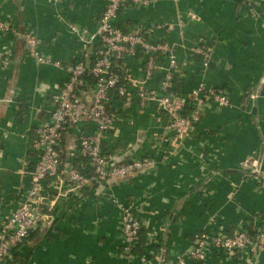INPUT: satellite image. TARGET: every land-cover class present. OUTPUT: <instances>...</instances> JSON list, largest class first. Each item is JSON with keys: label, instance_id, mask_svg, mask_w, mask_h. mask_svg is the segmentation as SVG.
I'll return each instance as SVG.
<instances>
[{"label": "crops", "instance_id": "obj_1", "mask_svg": "<svg viewBox=\"0 0 264 264\" xmlns=\"http://www.w3.org/2000/svg\"><path fill=\"white\" fill-rule=\"evenodd\" d=\"M104 4L0 0V20L28 26L39 51L66 63L81 58L79 37L96 28ZM114 23L124 31L149 27L150 41L172 46L175 74L183 79L186 95L191 97L202 82L224 88L229 103L205 102L189 136L165 157L166 117L156 103L135 101L121 111L114 101L116 117L102 150L126 158L152 156L155 167L58 197L48 211L49 222L0 264H171L199 233L232 234L264 225V184L257 177H264V0H253L252 6L235 0H148L120 11ZM200 37L213 44L208 67L195 53ZM13 39L11 32L0 35V223L29 188L37 159L30 135L49 120L51 96L67 77L52 64H37ZM4 44L14 46L6 67L1 64ZM123 61L132 77L143 75L139 51ZM156 64L151 88L157 87L168 59L158 53ZM88 87L91 94L93 83ZM12 92L14 101L4 102ZM254 160H260L259 170L253 169ZM118 204L131 207L145 233L141 250L130 257L122 249ZM249 258L246 262L241 252L206 246L205 264H264V251ZM186 264L200 263L187 259Z\"/></svg>", "mask_w": 264, "mask_h": 264}, {"label": "built area", "instance_id": "obj_2", "mask_svg": "<svg viewBox=\"0 0 264 264\" xmlns=\"http://www.w3.org/2000/svg\"><path fill=\"white\" fill-rule=\"evenodd\" d=\"M147 3L148 0H105L96 28L86 36L79 37L81 53L88 59L85 57L66 63L39 51L38 38L28 26L12 27L6 20H0L1 36L11 32L13 40H19L25 53L37 64H52L62 69L67 76L58 91L51 96L53 109L49 120L36 126L30 135L29 145L37 159L29 171L30 185L23 200L0 223V262L11 254L14 247L26 240L30 231L49 222L48 211L53 208L58 197L95 184H108L149 172L155 167L156 160L152 156L126 158L102 150V143L112 130L116 117L114 101H118L121 111L135 101L141 106L155 102L158 110L167 115L162 149L165 157L189 136L193 125L200 120L205 102L212 100L220 106L229 103L223 88L206 87L202 82L193 87L191 97L186 94L174 96L170 88L177 61L172 46L150 41L149 27L137 26L131 31H124L116 26L114 21L120 11ZM72 29L75 30V27ZM210 43L211 40L200 37L195 48L204 67L210 63L213 47ZM13 47V44L2 46L3 67L12 60ZM137 51L144 57L143 75L132 77L128 73L126 77L120 78L113 69L115 61L122 60L123 66L124 58L133 56ZM158 53L168 59V66L157 87L151 88L148 81L154 77ZM90 57L93 58V64L89 67ZM87 69L95 77L91 94L84 81ZM12 93L13 96H5L2 100L13 102L16 93ZM63 150L64 161L61 157ZM252 164L253 169L259 170V161L256 163L254 160ZM257 177L264 184V177ZM44 199L48 202L44 203ZM42 204H46L47 208H42ZM118 205L121 211L122 249L130 257L138 240L140 221L130 206ZM254 228V234L240 228L232 235L199 233L185 252L175 255L171 264H186L187 259L205 264L207 243L227 253L241 252L247 262L254 253L264 251V225Z\"/></svg>", "mask_w": 264, "mask_h": 264}, {"label": "trees", "instance_id": "obj_3", "mask_svg": "<svg viewBox=\"0 0 264 264\" xmlns=\"http://www.w3.org/2000/svg\"><path fill=\"white\" fill-rule=\"evenodd\" d=\"M236 2H239V3H245V4H247L248 6H252V4H253V0H235ZM202 45V44H201ZM209 45H211V46H213V44L212 43H210ZM196 54H198V53H196ZM13 55H14V53H13ZM13 55H12V57H13ZM199 55V54H198ZM85 57H86V59H88V56H85L83 53H82V55H81V59H85ZM13 59V58H12ZM92 57H90L89 58V62H88V65H89V67L93 64V62H92ZM76 61V60H75ZM72 62H74V61H72ZM121 64H122V60H116L115 61V64H114V67H113V69H114V71L115 72H117L118 73V75L120 76V78H124V77H126V75L128 74V72H127V69L124 67V66H121ZM209 65H210V63H209ZM84 81H85V86L87 87L89 84H91V83H93L94 82V80H95V77H94V75L91 73V71H90V69H87L86 70V72H85V74H84ZM182 85H183V79L182 78H180V76L178 75V74H174L173 75V78H172V86H171V88H170V91H171V93L172 94H174V96H182V95H184L185 93H184V91H183V88H182ZM224 89V88H223ZM163 113V112H162ZM164 114V113H163ZM165 115V117H166V119H167V115L166 114H164ZM2 146V144H1V142H0V147ZM64 147V146H63ZM61 157H62V160L64 161L65 160V150H63L62 151V153H61ZM253 227V226H252ZM248 233H250V234H254V232H255V228L253 227V228H248V230H246ZM34 232H35V230H33V231H30L29 232V234H28V236L26 237V239H30V237L31 238H34V236H32V235H34ZM234 233V232H233ZM232 233V234H233ZM232 234H226V235H232ZM145 235V233H144V229L143 228H141V225H140V228H139V230H138V240H137V242H136V244H135V246H134V248L132 249V251H131V253L132 254H136L137 252H139L140 250H141V243L144 241V236ZM19 245V244H18ZM17 245V246H18ZM10 257V255L5 259V260H3L4 262L8 259ZM163 260H166V256H164L163 257Z\"/></svg>", "mask_w": 264, "mask_h": 264}, {"label": "water", "instance_id": "obj_4", "mask_svg": "<svg viewBox=\"0 0 264 264\" xmlns=\"http://www.w3.org/2000/svg\"><path fill=\"white\" fill-rule=\"evenodd\" d=\"M43 202H44V203H47L48 200H47V199H44ZM41 207H42V208H47L46 204H42Z\"/></svg>", "mask_w": 264, "mask_h": 264}, {"label": "rangeland", "instance_id": "obj_5", "mask_svg": "<svg viewBox=\"0 0 264 264\" xmlns=\"http://www.w3.org/2000/svg\"><path fill=\"white\" fill-rule=\"evenodd\" d=\"M259 162H260V160H259Z\"/></svg>", "mask_w": 264, "mask_h": 264}]
</instances>
